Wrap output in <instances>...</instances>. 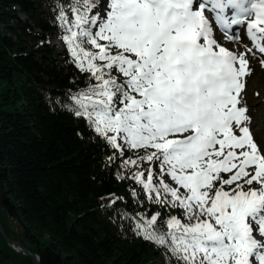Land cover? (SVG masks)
Instances as JSON below:
<instances>
[{
	"label": "snow or ice",
	"instance_id": "snow-or-ice-1",
	"mask_svg": "<svg viewBox=\"0 0 264 264\" xmlns=\"http://www.w3.org/2000/svg\"><path fill=\"white\" fill-rule=\"evenodd\" d=\"M52 10L91 81L64 107L135 169L149 202L182 211L141 215L136 234L166 249L165 264H264V144L241 95L252 49L214 35L238 41L233 26L246 24L264 54V0H52Z\"/></svg>",
	"mask_w": 264,
	"mask_h": 264
},
{
	"label": "trees",
	"instance_id": "trees-1",
	"mask_svg": "<svg viewBox=\"0 0 264 264\" xmlns=\"http://www.w3.org/2000/svg\"><path fill=\"white\" fill-rule=\"evenodd\" d=\"M60 33L52 0H0V224L40 264H165L166 249L135 224L182 211L149 202L135 169L64 107L91 81ZM0 264L36 262L0 233Z\"/></svg>",
	"mask_w": 264,
	"mask_h": 264
},
{
	"label": "rangeland",
	"instance_id": "rangeland-1",
	"mask_svg": "<svg viewBox=\"0 0 264 264\" xmlns=\"http://www.w3.org/2000/svg\"><path fill=\"white\" fill-rule=\"evenodd\" d=\"M238 36L240 37L238 41L229 42L226 35H221L220 42L222 46L237 54L244 52L246 49H252L246 57L250 62L251 74L245 78V89L241 95L248 109L247 114L251 117L248 126L253 137L259 144H264V67L261 65L264 54L255 50L243 35ZM52 41L61 50L62 46L58 38L53 36Z\"/></svg>",
	"mask_w": 264,
	"mask_h": 264
},
{
	"label": "water",
	"instance_id": "water-1",
	"mask_svg": "<svg viewBox=\"0 0 264 264\" xmlns=\"http://www.w3.org/2000/svg\"><path fill=\"white\" fill-rule=\"evenodd\" d=\"M0 233L2 234L3 238L5 239L6 243L8 245L10 244H14L18 247L21 248L22 253L24 255L30 256L32 259H34V261L36 262V264H40V257H38L36 254L32 253L28 248H26L24 245H22L20 242H17L15 240L10 239L7 234L5 233L2 225L0 224Z\"/></svg>",
	"mask_w": 264,
	"mask_h": 264
},
{
	"label": "bare ground",
	"instance_id": "bare-ground-1",
	"mask_svg": "<svg viewBox=\"0 0 264 264\" xmlns=\"http://www.w3.org/2000/svg\"><path fill=\"white\" fill-rule=\"evenodd\" d=\"M157 263H158V264H163L162 262H155V263H151V264H157Z\"/></svg>",
	"mask_w": 264,
	"mask_h": 264
}]
</instances>
